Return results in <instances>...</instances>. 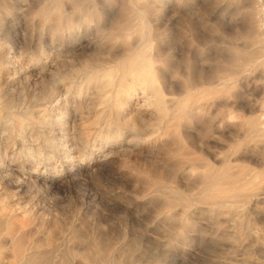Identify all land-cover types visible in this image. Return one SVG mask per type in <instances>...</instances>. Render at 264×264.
Segmentation results:
<instances>
[{"label": "rangeland", "instance_id": "rangeland-1", "mask_svg": "<svg viewBox=\"0 0 264 264\" xmlns=\"http://www.w3.org/2000/svg\"><path fill=\"white\" fill-rule=\"evenodd\" d=\"M29 251L264 264V0H0V264Z\"/></svg>", "mask_w": 264, "mask_h": 264}, {"label": "bare ground", "instance_id": "bare-ground-1", "mask_svg": "<svg viewBox=\"0 0 264 264\" xmlns=\"http://www.w3.org/2000/svg\"><path fill=\"white\" fill-rule=\"evenodd\" d=\"M259 11V10H258ZM261 13V12H260ZM256 17H258V12H257V16ZM256 17H254V20L251 22V25H254V26H258L259 25V23L261 22V20H263L262 18H256ZM261 27V26H260ZM258 37H260L259 35H257ZM134 75V74H133ZM132 76V75H131ZM23 252V251H22ZM27 253H30V251L29 252H27ZM20 255H22V253H20ZM20 255H19V258L21 259L22 258V260H23V264H29V261H30V256H31V253L30 254H23L22 255V257H20ZM22 262V261H21Z\"/></svg>", "mask_w": 264, "mask_h": 264}]
</instances>
